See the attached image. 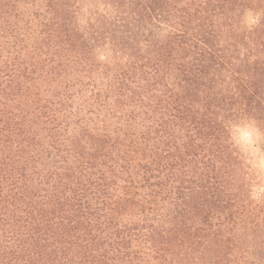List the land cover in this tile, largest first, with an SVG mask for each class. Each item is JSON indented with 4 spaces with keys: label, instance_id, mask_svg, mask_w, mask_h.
<instances>
[{
    "label": "trees",
    "instance_id": "1",
    "mask_svg": "<svg viewBox=\"0 0 264 264\" xmlns=\"http://www.w3.org/2000/svg\"><path fill=\"white\" fill-rule=\"evenodd\" d=\"M108 2L0 0V264H264L224 127L264 128V0Z\"/></svg>",
    "mask_w": 264,
    "mask_h": 264
},
{
    "label": "clouds",
    "instance_id": "2",
    "mask_svg": "<svg viewBox=\"0 0 264 264\" xmlns=\"http://www.w3.org/2000/svg\"><path fill=\"white\" fill-rule=\"evenodd\" d=\"M75 18L81 28L94 21L95 14L111 17L115 9L108 0H77ZM264 13L244 14L246 27H254ZM99 64L123 63L126 59L123 53L113 50L109 44L97 47L94 51ZM227 132V143L240 157L245 167L248 181V197L253 203L264 202V128H261L255 118L244 116L224 124Z\"/></svg>",
    "mask_w": 264,
    "mask_h": 264
}]
</instances>
